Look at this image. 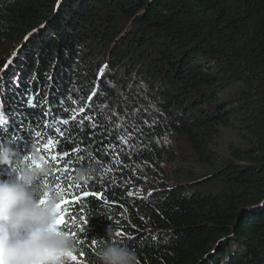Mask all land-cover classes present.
Here are the masks:
<instances>
[{
	"label": "trees",
	"instance_id": "obj_1",
	"mask_svg": "<svg viewBox=\"0 0 264 264\" xmlns=\"http://www.w3.org/2000/svg\"><path fill=\"white\" fill-rule=\"evenodd\" d=\"M56 3L0 0L5 50L45 22L28 39L47 51L42 70L56 52L67 55L57 87L34 81L38 69L10 83L13 121L7 132L0 126V143L52 167L43 183L61 194L62 232L77 248L68 264H99L109 243L134 251L139 264H197L215 244L200 264H264V0ZM89 38L106 51L103 62L87 53ZM102 63L110 72L100 79ZM222 126L244 143L227 155L210 148ZM174 139L204 167L188 180L205 190L175 182L189 158L166 144ZM82 168L91 180L74 183ZM7 172L16 176L15 166L0 167Z\"/></svg>",
	"mask_w": 264,
	"mask_h": 264
},
{
	"label": "clouds",
	"instance_id": "obj_2",
	"mask_svg": "<svg viewBox=\"0 0 264 264\" xmlns=\"http://www.w3.org/2000/svg\"><path fill=\"white\" fill-rule=\"evenodd\" d=\"M6 123L0 114V126ZM13 166L15 178L0 180V264H68L77 248L68 235L52 227L61 199L59 191L43 183L52 175V167L38 153L18 158L10 144L0 143V167ZM91 178L92 170L82 168L73 181L87 184ZM107 235L115 233L109 228ZM97 258L99 264H139L134 251L113 243L101 247Z\"/></svg>",
	"mask_w": 264,
	"mask_h": 264
},
{
	"label": "rangeland",
	"instance_id": "obj_3",
	"mask_svg": "<svg viewBox=\"0 0 264 264\" xmlns=\"http://www.w3.org/2000/svg\"><path fill=\"white\" fill-rule=\"evenodd\" d=\"M89 18V16H88ZM45 29V28H44ZM42 29V30H44ZM84 32H87L86 27L82 28ZM41 30V31H42ZM98 39V37H97ZM4 41V40H3ZM2 40L0 41V50H5V47L7 46L6 42H3ZM36 38H31L28 40L25 45L22 47L21 51L19 50L17 53H11L9 57L7 54L9 53L10 46L5 50L4 53V65L3 67V73L0 76V114H3L4 117L7 118H12V113L11 109L9 107V102L12 100L10 99L9 96L6 94L9 91L10 88V83L11 82H16V83H21L23 82V77L25 76V70L27 69V72H33L34 70L38 69L39 73L36 74L35 80H39V78H42V76L48 78L50 82L54 80V84L57 87L59 84L58 79H61V75L63 74V64L65 59L67 58L66 53L61 52L58 53L56 52V56L54 57L53 60H49L50 64L47 65L46 69L42 70L41 68L43 65L46 63L44 62L46 60L45 55L46 52L44 49L38 47L36 45ZM27 48V49H26ZM25 49V50H24ZM87 53H92L94 54L95 61H98L99 63L103 62L106 57V51L103 49L101 45L97 42V40H94L92 38H89L87 41ZM29 52V53H28ZM25 53V54H24ZM14 54V55H13ZM45 54V55H44ZM7 57L11 60L14 61L11 64H8ZM14 58V59H13ZM102 59V60H101ZM9 60V61H10ZM15 64V66H11ZM126 66H123L120 64L117 67L118 75H121V73L124 72V69ZM32 69V70H31ZM1 70V69H0ZM110 70L108 69V65L106 63H102L100 68L96 72V76L101 79L105 78L107 73H109ZM5 74V75H4ZM131 75L136 74L135 71H132L130 73ZM49 86H53V83L49 84ZM50 88V87H49ZM96 94V86L93 83V87L90 90V93L87 97V101H92L94 95ZM88 104V103H87ZM172 140H169L166 142L168 146L172 145L174 146V150L178 153L179 157H186L189 158L186 170L183 173V177L177 179L176 181L174 180V177L170 176L169 173L171 172L172 167L165 166L163 167V170L165 171V175L163 177H166V180L168 181L167 185L172 184L174 181L177 183H182L188 190H205L206 187L201 186L196 188L197 185L193 187V184H190L189 182L191 180H188V177H193V176H199L205 172L204 167L201 168L199 163L197 162L196 158L193 156V153L190 149V147L182 140V139H177V142L175 143ZM212 145L210 148H212L214 151H216L218 154H225L227 155V150L230 145L233 146H242L244 143L242 142V139L238 136V131L235 129L233 126H222L219 128V131L217 135L214 136V139L211 143ZM161 186L165 185L160 183ZM200 186V185H198ZM147 192L143 190H134V194H146Z\"/></svg>",
	"mask_w": 264,
	"mask_h": 264
},
{
	"label": "water",
	"instance_id": "obj_4",
	"mask_svg": "<svg viewBox=\"0 0 264 264\" xmlns=\"http://www.w3.org/2000/svg\"><path fill=\"white\" fill-rule=\"evenodd\" d=\"M58 3H60V0H57V3H56V5H55V7H57V4ZM44 24H45V22H42L38 27H36L35 29H33L32 31H30V32H28L26 35H25V37H24V39H23V41H21V42H18V43H16V44H13L12 46H10L11 48H10V50H9V53L7 54V56L9 57V55L11 54V53H17L19 50H21L22 49V47L24 46V44L26 43V41L29 39V37H31L32 35H33V33H35V32H37V31H39L40 29H42L43 28V26H44ZM13 54V55H14ZM7 57V59H5V61H7L9 58ZM10 60V59H9ZM8 60V61H9ZM2 73H3V69H1L0 70V76L2 75ZM232 233H230V235L228 236V237H225V238H223L219 243L220 244H225L226 242H228L231 238H232ZM216 246H217V244H215V246H213V248H212V250H211V252L207 255V256H205L201 261H203V260H205L215 249H216ZM201 261L200 262H198L197 264H200L201 263Z\"/></svg>",
	"mask_w": 264,
	"mask_h": 264
},
{
	"label": "snow or ice",
	"instance_id": "obj_5",
	"mask_svg": "<svg viewBox=\"0 0 264 264\" xmlns=\"http://www.w3.org/2000/svg\"><path fill=\"white\" fill-rule=\"evenodd\" d=\"M60 2H62V0H60ZM59 6H60V5H59V3H58V4H57V8H59ZM11 63H12L11 60L8 61V64H11ZM73 118H75V117H73ZM51 147H60V145L53 144V145H51ZM60 150L63 151L62 147H61ZM60 158L63 159L64 157L61 156ZM52 159L55 160L56 157L54 156V157H52ZM81 199H82V198H81ZM41 202L43 203V201H41ZM66 203L74 204V203H76V201H66ZM57 207H59V205H57ZM64 225H65V220L63 219V217H60L59 219L56 220V223H55L52 227H53L54 230L60 231L61 226H64Z\"/></svg>",
	"mask_w": 264,
	"mask_h": 264
}]
</instances>
